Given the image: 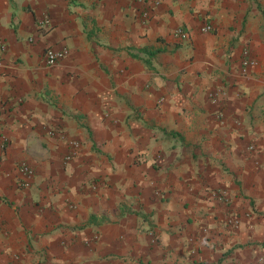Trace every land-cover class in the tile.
Listing matches in <instances>:
<instances>
[{
    "label": "crops",
    "instance_id": "1",
    "mask_svg": "<svg viewBox=\"0 0 264 264\" xmlns=\"http://www.w3.org/2000/svg\"><path fill=\"white\" fill-rule=\"evenodd\" d=\"M0 40V264H264V0H0Z\"/></svg>",
    "mask_w": 264,
    "mask_h": 264
},
{
    "label": "built area",
    "instance_id": "2",
    "mask_svg": "<svg viewBox=\"0 0 264 264\" xmlns=\"http://www.w3.org/2000/svg\"><path fill=\"white\" fill-rule=\"evenodd\" d=\"M47 23H48L47 18L40 21V25H45ZM201 29L202 31H209L211 29V26L209 24H205ZM174 35L178 37L179 39L184 40V39H187L188 32L183 27H177L174 30ZM5 48H6L5 43L0 40V58H1V54L5 51ZM67 52L68 50L66 48L56 49L53 46H47L43 52V60H44L45 65L47 67H52L56 65L67 54ZM241 63L244 66L252 65L254 63V61L249 57L247 49H243V56H242ZM69 144L75 145L76 143L75 141H72V142H69ZM67 157L69 158V155H67ZM21 169L25 173V176L20 180V184L26 187L30 184L34 171L27 164H22Z\"/></svg>",
    "mask_w": 264,
    "mask_h": 264
}]
</instances>
